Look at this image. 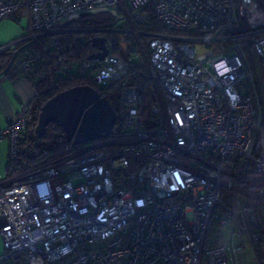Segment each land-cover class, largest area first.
I'll list each match as a JSON object with an SVG mask.
<instances>
[{
  "label": "built area",
  "instance_id": "obj_1",
  "mask_svg": "<svg viewBox=\"0 0 264 264\" xmlns=\"http://www.w3.org/2000/svg\"><path fill=\"white\" fill-rule=\"evenodd\" d=\"M97 14L106 21L94 37L149 25L150 14L158 29H136L145 41L128 43L123 57L107 40L103 59L26 51ZM2 19L26 22L22 36L0 44L6 69L49 89L88 76L119 95L110 135L0 178L2 264H234L233 237L244 235L254 264H264L261 0H0ZM133 64L154 89L145 109L128 81ZM26 110L0 129L10 156ZM207 236L221 241L207 246Z\"/></svg>",
  "mask_w": 264,
  "mask_h": 264
},
{
  "label": "trees",
  "instance_id": "obj_2",
  "mask_svg": "<svg viewBox=\"0 0 264 264\" xmlns=\"http://www.w3.org/2000/svg\"><path fill=\"white\" fill-rule=\"evenodd\" d=\"M264 3V0H261ZM106 21L105 15H94L83 17L80 20L71 23L69 29L58 32L55 35L45 34L42 35L38 42L27 48L26 51L31 54L45 53L46 57L54 56L59 53L64 56L73 58H85L89 53V42L94 37L95 33L90 29L96 28L98 25ZM150 24H138L137 27L141 30L158 29V24L153 15H149ZM82 34L83 38H78L77 35ZM105 39L110 41L111 52L123 57V53L118 47L117 37L114 33H103ZM115 35V37L113 36ZM43 49H45L43 51ZM8 51L0 52V72H3L6 77L11 80L26 79L35 88V94L32 101L27 104L26 110V124L20 131L16 139V153L14 156L8 154L5 168L7 174L5 178H20L22 172L30 170L40 164L56 159L64 154V152L73 146L65 139V133L61 127L55 123H50L44 135L38 137L35 133V126L37 123V116L41 106L57 92L65 90L69 87L76 85H90L94 87L101 96L107 98L114 109L116 108V101L118 99L117 87L112 86L108 89H101L93 84L88 76H63L56 82L53 89L46 86L45 81L34 80L32 77L22 75L17 71H10L6 69L8 64ZM144 67L139 64H133L129 72L128 81L139 87L141 96V108L145 109L149 102L155 97L154 89L149 80L141 77L139 71H143ZM38 71V70H37ZM35 102V110L31 112V105ZM77 146V145H76ZM264 237V234H262ZM221 237L217 236L216 239H211L209 236L205 239L207 246L219 243ZM0 264H2L0 262Z\"/></svg>",
  "mask_w": 264,
  "mask_h": 264
},
{
  "label": "water",
  "instance_id": "obj_3",
  "mask_svg": "<svg viewBox=\"0 0 264 264\" xmlns=\"http://www.w3.org/2000/svg\"><path fill=\"white\" fill-rule=\"evenodd\" d=\"M91 43L99 51L87 58L103 59L108 53L105 37L95 36ZM116 119L107 98L90 85H76L57 92L41 106L35 133L41 137L47 126L55 123L63 129L66 141L76 146L110 135Z\"/></svg>",
  "mask_w": 264,
  "mask_h": 264
},
{
  "label": "crops",
  "instance_id": "obj_4",
  "mask_svg": "<svg viewBox=\"0 0 264 264\" xmlns=\"http://www.w3.org/2000/svg\"><path fill=\"white\" fill-rule=\"evenodd\" d=\"M24 22L25 21H13L10 19L0 20V43L9 42L22 36L26 30V22ZM34 94L35 88L28 80H11L6 76L0 77V129L4 128L6 124L15 117L22 104H28L32 101ZM1 144H3V141L0 143V151L3 149V145ZM1 249L2 242L0 238V252Z\"/></svg>",
  "mask_w": 264,
  "mask_h": 264
},
{
  "label": "rangeland",
  "instance_id": "obj_5",
  "mask_svg": "<svg viewBox=\"0 0 264 264\" xmlns=\"http://www.w3.org/2000/svg\"><path fill=\"white\" fill-rule=\"evenodd\" d=\"M23 21V20H21ZM25 23V22H24ZM137 23H133L131 24V28L132 31L129 30V32H120L119 35H117V39H119V44L118 47L120 49V51L123 53L122 55H125L127 52V47H128V43L132 42V41H139L140 44L144 43L143 41H145V37L142 36V34H138L136 31L139 30V27H137ZM25 27H26V23H25ZM137 29V30H136ZM144 31V30H143ZM115 37V35H113ZM78 38H83L82 34H78L77 35ZM2 43V42H1ZM0 43V44H1ZM256 80L260 77L259 73H256ZM35 110V102H33V104L31 105V112L33 113ZM3 129V128H2ZM0 143H2L3 141V149H1L0 151V178L5 177L7 174V170L4 167V163L6 161V158L8 156L9 153V144H8V139L7 138H2L0 139ZM9 179V178H7ZM223 240L225 242L228 241L229 239V228L223 229ZM1 238V236H0ZM1 242H2V238H1ZM233 242L238 245L240 244V248L236 249L233 253V261L234 264H254L255 263V253H254V249H253V245L251 243V241L244 235V237L242 238H237V237H233ZM3 252V244H2V249L0 254Z\"/></svg>",
  "mask_w": 264,
  "mask_h": 264
}]
</instances>
